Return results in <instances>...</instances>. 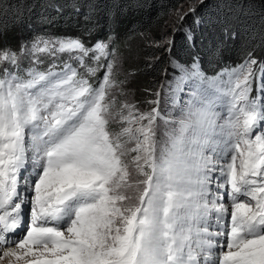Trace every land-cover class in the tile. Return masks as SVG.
I'll return each mask as SVG.
<instances>
[{
	"label": "snow or ice",
	"instance_id": "snow-or-ice-1",
	"mask_svg": "<svg viewBox=\"0 0 264 264\" xmlns=\"http://www.w3.org/2000/svg\"><path fill=\"white\" fill-rule=\"evenodd\" d=\"M251 2L201 13L196 0L159 39L116 32L142 0H113L105 23L96 0H72L80 35L13 46L0 26V259L264 264V11ZM51 8L46 25L65 14ZM11 9L0 0V15ZM136 34L159 50L146 66H162L139 101L119 50Z\"/></svg>",
	"mask_w": 264,
	"mask_h": 264
},
{
	"label": "trees",
	"instance_id": "trees-1",
	"mask_svg": "<svg viewBox=\"0 0 264 264\" xmlns=\"http://www.w3.org/2000/svg\"><path fill=\"white\" fill-rule=\"evenodd\" d=\"M12 5L11 11L7 15H0V26L7 25L6 41L13 46H16L21 40L30 38L36 32H56L68 33L71 35H80L83 29L78 25L83 24V18L77 19L73 16L71 7L72 0H5ZM121 4L127 3V0H119ZM196 0H142L143 7L135 12H127L125 15L119 17L116 26V32L119 37L125 36L126 33L132 31L139 33L147 30L150 36L154 39H159L164 27L171 17V15L181 8L186 3H195ZM209 0H205V7L198 9L201 13H206L209 9L207 7ZM98 12L101 17V23L108 21L107 13L113 10V0H96ZM53 4L65 6V14L61 17H56L57 23L54 25H46L42 17L46 14L55 15L52 12L51 6ZM31 5L32 11L28 10ZM254 13L264 11V6L261 5L260 0H252L251 5ZM86 9L82 8L81 11ZM23 13V22H18L16 18L17 12ZM119 16V10H115ZM190 20V18H189ZM257 18H253L250 23L257 24ZM105 28H101L98 35L103 36ZM87 39V38H86ZM95 41V37L91 38ZM120 52L126 57L124 62V70L126 72H134L135 75L131 77L130 88L134 89L137 100H142L146 93L145 88L151 87V81L159 78L158 74L162 68L161 65H154L153 68L146 66V58L158 54L159 50L156 48H147L145 40L139 34H136L132 39L120 42ZM174 54L177 56L186 55V47L183 35L176 33L175 46L173 48ZM229 57L232 53L229 52ZM256 58L264 56V52L257 49L253 53ZM233 59L235 57H232ZM103 75V72L100 73Z\"/></svg>",
	"mask_w": 264,
	"mask_h": 264
},
{
	"label": "rangeland",
	"instance_id": "rangeland-1",
	"mask_svg": "<svg viewBox=\"0 0 264 264\" xmlns=\"http://www.w3.org/2000/svg\"><path fill=\"white\" fill-rule=\"evenodd\" d=\"M188 6H189V3H186L185 5H183L181 8H179L177 11H175L171 17L169 18V20L167 21L165 27H164V30L163 32L161 33L160 37L164 34H170L171 33V26L172 24L176 21V17H177V12L178 11H187L188 9ZM159 37V38H160ZM257 59H260V58H257ZM131 84V83H130ZM132 99H135L137 100L136 96L134 95V97H131ZM138 101V100H137ZM25 215V218H27V212L24 213ZM19 231V230H18ZM0 264H9V259L8 258H2L0 259Z\"/></svg>",
	"mask_w": 264,
	"mask_h": 264
}]
</instances>
